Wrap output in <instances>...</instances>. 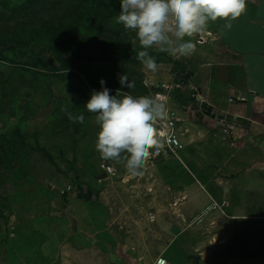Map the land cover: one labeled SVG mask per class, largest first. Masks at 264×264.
Masks as SVG:
<instances>
[{
  "label": "rangeland",
  "instance_id": "1",
  "mask_svg": "<svg viewBox=\"0 0 264 264\" xmlns=\"http://www.w3.org/2000/svg\"><path fill=\"white\" fill-rule=\"evenodd\" d=\"M119 11L118 0H0V56L12 60H0V222L14 211H63L77 244L89 211L103 221L89 238L105 264H153L161 254L173 264H224L236 240L260 249L264 137L187 133L180 159L150 157L139 176L96 150L84 103L100 79L114 95L127 75L135 88L126 94L164 102L143 91L131 62L140 46L116 22ZM81 113L83 124L69 119Z\"/></svg>",
  "mask_w": 264,
  "mask_h": 264
},
{
  "label": "crops",
  "instance_id": "2",
  "mask_svg": "<svg viewBox=\"0 0 264 264\" xmlns=\"http://www.w3.org/2000/svg\"><path fill=\"white\" fill-rule=\"evenodd\" d=\"M246 7V13L231 21V29L218 19L192 37L196 50L190 56L150 49L160 64L157 73L144 69L136 52L131 56L140 71L135 72L162 93L167 108L168 102L174 106L169 109L185 134L264 137V0H247ZM179 82L166 94L159 88ZM70 217L55 210L10 213L0 222V264H105L103 252L89 238L103 229V221L87 211L81 216L86 222L81 242L74 244ZM224 264H264V259L229 257Z\"/></svg>",
  "mask_w": 264,
  "mask_h": 264
},
{
  "label": "clouds",
  "instance_id": "3",
  "mask_svg": "<svg viewBox=\"0 0 264 264\" xmlns=\"http://www.w3.org/2000/svg\"><path fill=\"white\" fill-rule=\"evenodd\" d=\"M120 11L116 22L133 30L140 46L135 59L144 69L157 73L160 64L150 54L157 49L174 56H190L195 52L192 37L205 31L210 22L225 21L223 28L231 29V21L247 11V0H118ZM121 85L115 94L105 87L93 90L84 103L95 114L97 132L95 148L102 159L122 160L132 176L142 175L153 149L161 147L156 125L168 119L166 104L151 96H132L122 89L135 88L128 76L120 74ZM74 123L83 124L84 115H69Z\"/></svg>",
  "mask_w": 264,
  "mask_h": 264
},
{
  "label": "built area",
  "instance_id": "4",
  "mask_svg": "<svg viewBox=\"0 0 264 264\" xmlns=\"http://www.w3.org/2000/svg\"><path fill=\"white\" fill-rule=\"evenodd\" d=\"M150 89L151 94L156 98H162L161 92H155L152 90V85L144 82ZM182 83H175L173 85L161 84L159 87L164 94L168 92L172 87L181 85ZM193 88V86H192ZM168 110V119L166 121H159L156 125V132L159 136L161 147L152 150L151 157H160L162 160L167 161L171 158L180 159V154L184 150V144L182 142V136L185 135V131L180 130L181 120L176 116L173 110ZM153 264H173L163 254L156 257Z\"/></svg>",
  "mask_w": 264,
  "mask_h": 264
},
{
  "label": "trees",
  "instance_id": "5",
  "mask_svg": "<svg viewBox=\"0 0 264 264\" xmlns=\"http://www.w3.org/2000/svg\"><path fill=\"white\" fill-rule=\"evenodd\" d=\"M18 48L17 51H23L26 47L24 46V43L22 42H18ZM137 53V51H134ZM0 60H5L8 61L10 63H12V60L9 58H4L2 56H0ZM135 72V71H134ZM37 75V73H34V75ZM142 87L144 88L143 91L144 93L146 92L147 94L151 95L150 89L144 84L142 85ZM137 90H142V88L140 86H136ZM155 91V90H153ZM16 136L19 138V134L16 133ZM2 137H6V134H2ZM4 146V145H3ZM200 180V179H199ZM209 193H211V190H209ZM237 244H238V251L237 253H235L233 255V257H237V258H242V259H264V231L261 232V241H260V246L261 248L258 250H251L249 248V245L246 243L247 240H236Z\"/></svg>",
  "mask_w": 264,
  "mask_h": 264
},
{
  "label": "water",
  "instance_id": "6",
  "mask_svg": "<svg viewBox=\"0 0 264 264\" xmlns=\"http://www.w3.org/2000/svg\"><path fill=\"white\" fill-rule=\"evenodd\" d=\"M244 96V98L247 96V92H244V94H243ZM105 166H109V163H105ZM104 177H106V173H103L101 176H100V178H104ZM172 232L174 233V234H178V228L176 227V226H174L173 228H172Z\"/></svg>",
  "mask_w": 264,
  "mask_h": 264
}]
</instances>
